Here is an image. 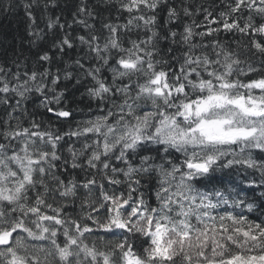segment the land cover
<instances>
[{
  "label": "snow or ice",
  "instance_id": "snow-or-ice-1",
  "mask_svg": "<svg viewBox=\"0 0 264 264\" xmlns=\"http://www.w3.org/2000/svg\"><path fill=\"white\" fill-rule=\"evenodd\" d=\"M20 11L0 31V264H264V0L0 15Z\"/></svg>",
  "mask_w": 264,
  "mask_h": 264
},
{
  "label": "trees",
  "instance_id": "trees-1",
  "mask_svg": "<svg viewBox=\"0 0 264 264\" xmlns=\"http://www.w3.org/2000/svg\"><path fill=\"white\" fill-rule=\"evenodd\" d=\"M5 0H0V9H2L4 5ZM193 3L198 4V5H216L219 4V0H193ZM222 8V5H221ZM218 10V9H217ZM23 16V12H15V13H9L7 16L0 15V31L7 32L9 35H14L16 34V29L19 28L21 34L23 33V24L21 21V17ZM197 22L202 21L203 17L202 15L195 17ZM123 22V21H120ZM215 27V25H213ZM199 30V29H198ZM238 38V37H237ZM207 39H212V38H207ZM219 39L225 40V39H232L231 34H225L221 33L219 36ZM246 42V41H244ZM235 47V45H233ZM67 102H70V106L74 110L76 108H80V110H83V112H87L88 108L87 105L89 101L87 100L86 97H81L80 93H76L74 97H70ZM73 124H75V121H73Z\"/></svg>",
  "mask_w": 264,
  "mask_h": 264
},
{
  "label": "bare ground",
  "instance_id": "bare-ground-1",
  "mask_svg": "<svg viewBox=\"0 0 264 264\" xmlns=\"http://www.w3.org/2000/svg\"><path fill=\"white\" fill-rule=\"evenodd\" d=\"M67 103H68V105L70 106V102H67ZM74 111H75L76 119H77V120H79L80 118H82V116H83L84 114H87V112H83V111H81L80 108H79V109L76 108V110H74ZM65 127L67 128V127H69V125H65Z\"/></svg>",
  "mask_w": 264,
  "mask_h": 264
}]
</instances>
